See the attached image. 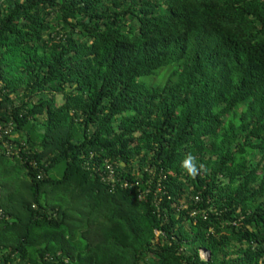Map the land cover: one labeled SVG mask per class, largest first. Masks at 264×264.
Listing matches in <instances>:
<instances>
[{
	"label": "trees",
	"instance_id": "obj_1",
	"mask_svg": "<svg viewBox=\"0 0 264 264\" xmlns=\"http://www.w3.org/2000/svg\"><path fill=\"white\" fill-rule=\"evenodd\" d=\"M0 127V264H264V0H0Z\"/></svg>",
	"mask_w": 264,
	"mask_h": 264
},
{
	"label": "built area",
	"instance_id": "obj_2",
	"mask_svg": "<svg viewBox=\"0 0 264 264\" xmlns=\"http://www.w3.org/2000/svg\"><path fill=\"white\" fill-rule=\"evenodd\" d=\"M8 133H10V129L6 130V132H5V134H8ZM2 138H3L2 137V128L0 127V139H2ZM3 147H4L3 149L5 151L6 157L11 158L13 156V153H12V150L9 147V145L7 143H4ZM108 170H109L108 180L111 182H114L115 177H114L113 169L110 166H108ZM1 219H2V212L0 211V220ZM201 257H202V259L207 260L210 257V253L207 252L206 250H202L201 251Z\"/></svg>",
	"mask_w": 264,
	"mask_h": 264
},
{
	"label": "clouds",
	"instance_id": "obj_3",
	"mask_svg": "<svg viewBox=\"0 0 264 264\" xmlns=\"http://www.w3.org/2000/svg\"><path fill=\"white\" fill-rule=\"evenodd\" d=\"M182 167L186 170L188 175L194 176L197 172V166L193 162V158L191 156L186 157L182 161Z\"/></svg>",
	"mask_w": 264,
	"mask_h": 264
},
{
	"label": "rangeland",
	"instance_id": "obj_4",
	"mask_svg": "<svg viewBox=\"0 0 264 264\" xmlns=\"http://www.w3.org/2000/svg\"><path fill=\"white\" fill-rule=\"evenodd\" d=\"M164 73H166V70H162V71L160 72V74L158 75V77H157L156 79L152 80V82L155 83V84H159V83H161V81L164 80V76H163ZM59 99H60V98H59ZM52 174H53V176H56V177H60V176H61V175L58 174V172H56V171L53 172Z\"/></svg>",
	"mask_w": 264,
	"mask_h": 264
}]
</instances>
